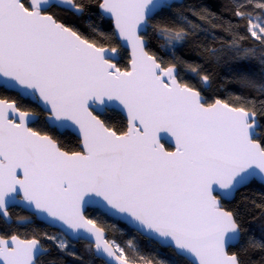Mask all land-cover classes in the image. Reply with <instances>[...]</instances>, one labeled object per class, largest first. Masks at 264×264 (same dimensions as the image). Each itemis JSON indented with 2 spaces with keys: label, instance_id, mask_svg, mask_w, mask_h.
<instances>
[{
  "label": "snow or ice",
  "instance_id": "6c2138e0",
  "mask_svg": "<svg viewBox=\"0 0 264 264\" xmlns=\"http://www.w3.org/2000/svg\"><path fill=\"white\" fill-rule=\"evenodd\" d=\"M54 7L84 15L89 4L0 0V217L21 207L30 215L19 223L46 219L63 237L87 240L105 264H264V241L246 236L239 213L224 206L264 184V82L237 66V83L257 96L209 100L212 73L175 56L195 37L209 63L255 57L240 22L264 49V0H229L227 20L180 0H96L113 31L89 23L93 35ZM149 30L172 61L150 50ZM181 66L202 86L185 82ZM121 114L126 123L113 122ZM72 133L76 148L60 139ZM90 213L126 222L175 259L146 255L133 240L121 246ZM42 239L68 248L47 232L3 234L0 264H41Z\"/></svg>",
  "mask_w": 264,
  "mask_h": 264
},
{
  "label": "trees",
  "instance_id": "16d2710c",
  "mask_svg": "<svg viewBox=\"0 0 264 264\" xmlns=\"http://www.w3.org/2000/svg\"><path fill=\"white\" fill-rule=\"evenodd\" d=\"M82 2L89 4V8L88 11L81 16H77L69 10L58 7L52 8L51 12L65 23L74 25L85 35H93L89 28V23L99 25L104 32L110 33L113 31V26L110 20L105 19L101 21L99 19V12L95 7L96 0H82ZM183 4L207 8L218 16L223 17L225 20L234 19L231 11L226 9L229 0H184ZM190 18L195 20V17L190 16ZM240 23L242 25L240 28L241 34L248 37L242 42V46L245 48L257 49L255 57L243 59L229 54L219 63H209L203 52V48L198 46L197 38L195 37L189 39V41L184 43L181 47H178L175 51V56L179 57L181 60L192 64H199L204 70L212 73L211 84L209 87H206L204 91V95L209 100L219 97L238 103L233 96L234 93L245 97L257 96L256 92L243 88L237 83V73L234 71L237 66L247 69L255 79L264 82V64L260 62V55L264 52V49L261 48L258 41H255L254 38L248 36L244 31L243 25L246 22L241 21ZM212 31L215 32L217 36L228 39L225 33L220 29H213ZM198 41L200 44L209 45L211 47L220 46L218 40L213 41L211 37H206L204 35H199ZM159 43L160 41L156 39L155 33L149 30L150 50L156 52V54L166 62L172 61L173 55L169 52L162 51L159 48ZM127 61L128 54L125 53L119 60V65L125 67L127 66ZM181 75L185 82L197 87L202 86L198 77L185 70L182 66ZM258 119L264 121V117H258ZM117 120H119L120 123H126V121L122 119V114L121 117H114L113 122H116ZM60 139L62 143L69 148H76L78 145V138L73 134L63 136ZM165 146L172 149L170 146ZM224 206L239 213L241 226L245 230L246 236H252L257 240L264 241V186L256 183L247 188H242L232 201L224 202ZM9 212L13 219V223L9 224L0 217V235L16 234L21 236V238H31L33 235L40 236L42 233L47 232L49 235L58 236L66 240L68 248L66 251L60 252L55 247L53 241L42 239V243L45 248L49 250V253L41 258V264H48V262L53 259L56 264H105L103 260L98 259L95 256L93 246L90 247L87 241L80 240L79 242H73L69 238L63 237L59 230L50 228L45 224L38 222L35 218H33L31 224L19 223L17 219L18 217L30 215L20 208H12ZM90 214L93 218H98L99 221L108 226V238L114 239L117 243L121 244V246H125L128 240H133L134 243L138 244L141 252L146 255L159 256L161 258L172 260L175 259L170 250H160L155 244L150 243L143 236L139 235L136 231L131 230L125 224L108 217H100L98 214ZM127 251L129 255H133L130 249H127ZM255 255H259V253H256Z\"/></svg>",
  "mask_w": 264,
  "mask_h": 264
},
{
  "label": "water",
  "instance_id": "95a60500",
  "mask_svg": "<svg viewBox=\"0 0 264 264\" xmlns=\"http://www.w3.org/2000/svg\"><path fill=\"white\" fill-rule=\"evenodd\" d=\"M52 2L53 3H57L58 2V0H52ZM180 2L181 3H183L184 2V0H180ZM58 8H62V9H65V10H68V9H66V8H64V7H58ZM72 12V11H71ZM73 13V12H72ZM77 16H81V15H77ZM73 135H75L76 137H77V135L75 134V133H72ZM166 139H169V138H166ZM169 142H170V139H169ZM165 145H167V146H170V147H174V144H169V143H166ZM257 183H259V182H257ZM259 184H261V183H259ZM262 186H264V184H261ZM234 199V198H233ZM233 199H231L230 201H232ZM230 201H225V202H230ZM12 208H20V209H22V210H24L23 208H21V207H12ZM12 208H10L9 209V211L12 209ZM25 211V210H24ZM25 212H27V211H25ZM28 213V212H27ZM9 214H10V212H9ZM29 214V213H28ZM11 217V216H10ZM4 221H6L7 223H9V224H12L13 223V219H12V217H11V220L9 221L8 220V218H3V217H1ZM38 222H40V223H43V224H45L46 226H48V227H50V228H53V229H57V230H59L58 228H56V227H52V226H50V224H49V222L46 220V219H37V218H35ZM111 219H114V220H116V221H119V222H121V223H123V224H125L126 226H128L131 230H134V228H132V226L131 225H128L126 222H123V221H120L118 218H116V217H112ZM135 231V230H134ZM106 235H107V233H106ZM108 237V236H107ZM71 241H73V242H79L80 240H78V239H76L75 237H72L71 239H70ZM84 241H87V240H84ZM88 242V241H87ZM93 251H94V254H95V256L98 258V259H101V260H103L104 262H105V259H106V257H100V256H98L97 254H96V252H95V249H94V246H93ZM48 253H49V250H48Z\"/></svg>",
  "mask_w": 264,
  "mask_h": 264
},
{
  "label": "flooded vegetation",
  "instance_id": "af4514ba",
  "mask_svg": "<svg viewBox=\"0 0 264 264\" xmlns=\"http://www.w3.org/2000/svg\"><path fill=\"white\" fill-rule=\"evenodd\" d=\"M42 257H43V256H42ZM42 257H41V258H42Z\"/></svg>",
  "mask_w": 264,
  "mask_h": 264
}]
</instances>
